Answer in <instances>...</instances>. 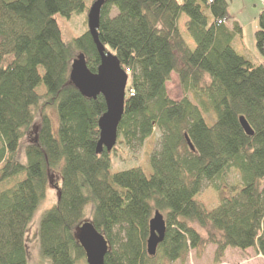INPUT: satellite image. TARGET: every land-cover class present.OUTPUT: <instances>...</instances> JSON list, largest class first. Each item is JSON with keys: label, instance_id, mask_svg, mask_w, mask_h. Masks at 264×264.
<instances>
[{"label": "trees", "instance_id": "1", "mask_svg": "<svg viewBox=\"0 0 264 264\" xmlns=\"http://www.w3.org/2000/svg\"><path fill=\"white\" fill-rule=\"evenodd\" d=\"M96 1L0 0V264H29L28 228L56 172L62 186L54 184L58 199L39 230L50 264H87L78 233L91 203L92 224L109 246L105 264L182 263L209 245L217 262L228 248L264 257V10L254 56L234 47L242 28L227 27V0H104L98 37L129 75L108 152L99 147L105 99L84 96L70 75L81 55L98 73L97 47L88 30L65 41L56 20L88 16ZM185 19L192 47L180 32ZM173 74L178 101L167 90ZM120 146H144L146 164L113 170ZM207 187L220 204L212 213L196 200ZM156 213L166 233L152 257Z\"/></svg>", "mask_w": 264, "mask_h": 264}, {"label": "rangeland", "instance_id": "2", "mask_svg": "<svg viewBox=\"0 0 264 264\" xmlns=\"http://www.w3.org/2000/svg\"><path fill=\"white\" fill-rule=\"evenodd\" d=\"M229 3L228 14L229 20L227 21V27L232 31L235 30V24H238L242 28V33L235 34L234 47H239L241 44L244 49L249 51L248 55L257 56L258 53L255 49V31L259 27V15L264 10V1L262 0H227ZM56 20L59 24L63 39L65 41H72L74 38L81 36L88 30L87 14H76L70 20L65 19L61 15L56 16ZM180 32L185 42L189 47L194 46L191 38L189 37L187 30L185 29L184 20L181 23ZM244 51V52H246ZM243 52V54H244ZM259 56V55H258ZM167 90L169 97L178 101L182 97V92L179 84L178 77L173 74L171 82L167 84ZM55 114V113H54ZM54 125H57V115L53 117ZM38 123V119L35 124ZM35 137V131H33L28 137L27 141H33ZM160 135L158 134V141ZM27 142L22 141L21 154L23 153L24 145ZM155 149H158V144ZM120 150L114 154L112 160L113 170L123 171L132 167L146 164L147 154L146 148L139 146L124 147L120 146ZM238 175L235 172H231L227 177V182L233 184L238 181ZM61 180V181H60ZM58 184L59 188L62 186V179L59 173L50 175V184L47 188L46 199L41 203L39 210L37 211L33 221L29 225L26 236V247L29 254V264H50L48 260H44L41 256L40 242H39V230L40 221L43 214L50 210L58 199V188L54 186ZM196 200L203 204L209 213H212L219 207V199L216 191L212 187L204 189L197 197ZM95 211V204L91 203L86 207V218L84 223H93V215ZM198 231L206 237V232L196 227ZM216 247L213 245L207 246L201 251L192 250L185 262H175L163 264H264V257L258 254L255 250L249 249L245 252L228 248L224 256L219 262L216 261Z\"/></svg>", "mask_w": 264, "mask_h": 264}, {"label": "water", "instance_id": "3", "mask_svg": "<svg viewBox=\"0 0 264 264\" xmlns=\"http://www.w3.org/2000/svg\"><path fill=\"white\" fill-rule=\"evenodd\" d=\"M104 0H97L87 16L88 31L91 34L101 59L97 74H92L84 55L75 60L71 66V81L86 97L102 96L107 105V112L100 120L101 149L106 148L111 152L118 139V130L124 115L126 89L129 75L122 68L118 59L106 52L105 46L100 42L98 29L100 27L101 8ZM241 125L247 135L253 136L254 132L244 118L240 119ZM187 143L192 151L194 147L188 137ZM166 233V221L160 213H156L150 221V236L147 242V252L154 257L162 244ZM78 241L84 249L87 264H105V256L109 251L106 238L92 223H84L79 228Z\"/></svg>", "mask_w": 264, "mask_h": 264}, {"label": "crops", "instance_id": "4", "mask_svg": "<svg viewBox=\"0 0 264 264\" xmlns=\"http://www.w3.org/2000/svg\"><path fill=\"white\" fill-rule=\"evenodd\" d=\"M186 24V19L184 20V25ZM246 51V50H245ZM247 52V51H246Z\"/></svg>", "mask_w": 264, "mask_h": 264}, {"label": "built area", "instance_id": "5", "mask_svg": "<svg viewBox=\"0 0 264 264\" xmlns=\"http://www.w3.org/2000/svg\"><path fill=\"white\" fill-rule=\"evenodd\" d=\"M210 1H212V0H210Z\"/></svg>", "mask_w": 264, "mask_h": 264}]
</instances>
